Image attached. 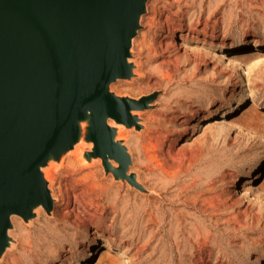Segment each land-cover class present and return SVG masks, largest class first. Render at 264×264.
<instances>
[{
  "label": "rangeland",
  "instance_id": "374dc122",
  "mask_svg": "<svg viewBox=\"0 0 264 264\" xmlns=\"http://www.w3.org/2000/svg\"><path fill=\"white\" fill-rule=\"evenodd\" d=\"M209 1L198 9L190 0H148L132 41L134 76L111 84L119 96L158 93L152 108L139 113L142 130L120 126L118 139L125 140L128 149L131 136L142 145L151 123L160 119L157 111L186 100L178 107L180 126L173 127L178 133L151 148L153 164L144 156L130 168V173L140 174L138 180L146 190L116 181L105 173L101 161L84 159L89 146L77 145L61 162L44 169L54 199L51 216L41 208L32 223L17 217L20 226L12 239L20 244L12 245L0 264H264V0L256 4L225 0L220 11L232 10L228 25L220 13L208 20ZM181 29L189 37L199 33L201 41H208L203 46L220 64L217 69L211 65L217 73L222 71L219 78L208 73L200 76L202 80L185 83L179 78L161 80V60L151 65L148 47L156 46L158 55L164 53L167 45L177 43L166 33L173 30L178 35ZM197 44L201 45L195 41L189 45ZM157 65L158 79L153 77ZM143 72L147 78L141 80ZM231 118L239 125H232ZM246 125L258 129L255 138L240 128ZM176 137L180 140L172 149ZM201 146L207 151L200 161L182 173L168 193L160 192L158 149L164 156L170 150L186 155ZM149 164L156 175H148L153 174ZM192 181H196L194 190L220 188L216 196L222 207L213 210L192 204L184 217L171 213L168 209L184 203L178 190ZM158 217L164 218L161 224ZM42 243L52 245L54 252Z\"/></svg>",
  "mask_w": 264,
  "mask_h": 264
},
{
  "label": "water",
  "instance_id": "95a60500",
  "mask_svg": "<svg viewBox=\"0 0 264 264\" xmlns=\"http://www.w3.org/2000/svg\"><path fill=\"white\" fill-rule=\"evenodd\" d=\"M147 2L0 0V256L13 241V217L28 224L34 206L51 216L44 169L82 134L87 162L143 190L119 128L142 130L139 113L158 93L119 96L111 84L134 76L132 41Z\"/></svg>",
  "mask_w": 264,
  "mask_h": 264
},
{
  "label": "bare ground",
  "instance_id": "6f19581e",
  "mask_svg": "<svg viewBox=\"0 0 264 264\" xmlns=\"http://www.w3.org/2000/svg\"><path fill=\"white\" fill-rule=\"evenodd\" d=\"M192 6H197L198 9L203 8V3L205 0H190ZM246 1V0H244ZM250 3H257V0H248ZM225 3V0H210L208 2V13L209 17L208 20L212 18H217L218 14H222V21L224 23H227V25L230 22V18L232 15V10L229 8H225L220 11L223 8V4ZM259 3V2H258ZM248 7L252 9V4H247ZM264 7V6H263ZM231 8V7H230ZM259 8V7H258ZM255 10V9H254ZM261 10V9H260ZM253 11V10H251ZM219 20V19H217ZM217 22V21H216ZM186 29H181L180 33L176 35V33L173 30H170L166 33V37L169 38H175L177 39V43L174 45H167L166 50L164 53L158 55V48L156 46L148 47V55L147 59L148 62L153 65V63L160 59L161 63L159 64V68L161 69L159 71L161 80L163 82H166L167 80H173L176 78H179L181 81L188 80L189 81H196L198 79H201V77H204L208 73H212V76L216 74V78H219L222 75V71L217 73L215 71V68H219V65L215 62V57L212 53H210L206 48H204L203 45H205L208 41L205 39L201 41L199 39L200 34L198 35H188V33L184 34ZM204 37L207 36L205 33L202 34ZM181 41V42H179ZM197 42L201 43L197 44L196 46L189 45L191 42ZM151 42V41H150ZM158 45V44H157ZM210 46L213 45V43H209ZM175 48L174 50H171V48ZM258 55V54H257ZM194 65L192 69H188L189 66ZM211 65H214V69ZM147 67V66H146ZM156 72L153 74L156 79H158V65L156 66ZM222 70V69H221ZM143 71V69H142ZM166 74H165V73ZM186 73V78L181 79L180 75L181 73ZM147 78L146 73H140V79L144 80ZM202 80V79H201ZM211 80V79H210ZM213 79L212 81H214ZM185 83V81H183ZM204 82H210V81H204ZM198 84H200L198 82ZM203 84V83H202ZM219 84V83H218ZM237 87L240 86V83L238 82L236 84ZM202 88V87H200ZM208 89V88H207ZM205 93V92H204ZM186 100H179L176 105L168 104L165 105V107L159 111L156 112L155 116L158 117V114L160 116V119L158 118L154 120L148 129L147 136L143 139L142 145L138 144L136 138L131 136V145L129 146L130 155L132 158V165H135V162H140L142 158L145 156L150 164H153L152 160V154H151V148L154 147L156 143H158V147L164 143V140L168 138V136H174L177 132V130H174L173 127L180 126L179 119L180 117L177 115L178 107L182 106L183 104H186ZM207 103V100L204 101ZM170 103V102H169ZM229 114H231L233 117V110H229ZM181 115L186 116L187 113H181ZM238 119L234 120L231 118L230 123L235 126L239 125ZM240 121V120H239ZM87 124L84 122L82 124V129H85ZM240 128H244L245 131H248L251 133L252 138H255L259 131L257 128H255L252 125H246V126H240ZM264 129V128H263ZM131 133V132H130ZM132 135V134H131ZM83 137V134H82ZM81 137L80 143L83 142V138ZM129 140V139H128ZM179 138L176 137L171 141L172 149H176ZM210 149V148H209ZM207 148L206 147H196L194 149H191L189 154L185 155L182 150H179L178 152H173L172 150L169 151V153L165 154L162 152L161 149H158V186L161 185L160 192L168 193L175 185V182L177 178L184 172L189 171L193 165L198 163L202 156L206 153ZM135 157V158H134ZM163 157V158H162ZM261 160V159H260ZM149 164L148 170L149 172L153 174H148L149 176L156 175V168H152V166ZM132 167V166H131ZM139 173L137 176L136 181L141 185L143 190H146L145 186L142 182L138 180ZM147 175V176H148ZM146 176V177H147ZM196 180V179H195ZM179 185V184H178ZM196 185V181H192L191 183L185 184L183 187H181L178 190L179 198L180 200H183L184 203H181V206L179 208L175 209H168L171 213L178 214L179 217H184L186 213H189V210L191 208L192 204H195L200 207H207L210 206L213 210L218 209L222 207V202L218 199L216 196V193L218 191H221L220 188L217 187H209V189L206 190H194ZM212 185V184H211ZM140 191V189H138ZM141 190V191H143ZM159 194V191H158ZM160 193L159 195H161ZM117 199L118 193L115 195ZM102 199V198H101ZM180 202V201H179ZM161 202L158 200V207ZM176 204V203H175ZM126 206V205H125ZM33 211L35 213V217H33L29 223L34 221L39 214L41 213V207L40 206H34ZM52 214V213H51ZM82 214V213H81ZM152 218V217H151ZM176 218V217H175ZM164 218L158 217V224L162 223V220ZM127 220V219H126ZM28 223V224H29ZM12 224L13 228L9 231V235L12 237L14 236V229L19 225V222L17 221V217L12 218ZM54 229V228H53ZM18 244H20L17 240L10 244V247H16ZM23 244V242H22ZM41 247L46 248L48 252H54L51 248L52 245H48L46 243L40 244ZM7 248L4 252L9 249ZM0 256V260L4 256ZM11 254H7V257H9ZM118 264H122V262H119Z\"/></svg>",
  "mask_w": 264,
  "mask_h": 264
}]
</instances>
